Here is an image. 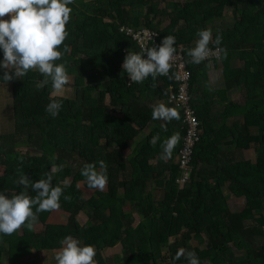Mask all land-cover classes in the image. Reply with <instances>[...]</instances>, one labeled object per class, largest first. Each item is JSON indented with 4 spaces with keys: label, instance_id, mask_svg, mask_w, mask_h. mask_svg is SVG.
<instances>
[{
    "label": "trees",
    "instance_id": "obj_1",
    "mask_svg": "<svg viewBox=\"0 0 264 264\" xmlns=\"http://www.w3.org/2000/svg\"><path fill=\"white\" fill-rule=\"evenodd\" d=\"M68 6L73 11L64 43L70 52L57 63L66 62L74 73V97H53L51 83L37 87L43 80L37 70L7 83L13 112L9 126L0 120V192L10 198L21 191L15 183L20 175L37 182L55 165L53 186L71 200L60 199L63 224L48 223L53 211H46L34 223L43 226L41 232L22 226L10 236L0 234V264H38L40 252L54 253L68 235L93 245L98 264H106L101 252L116 246L122 256L115 264H188L184 257L174 259L181 248L195 252L200 264H264V0L170 1L164 8L155 0H74ZM227 10L233 26L218 28L215 22ZM122 25L158 33L150 47L174 36L176 53L185 57L202 130L186 185L177 184L176 160L186 133L181 111L171 122L151 118L153 101L175 107L167 99L177 82L159 76L127 83L123 50L139 53V48L119 32ZM203 29H211L210 48L226 50L214 62L223 72L222 89L210 84L211 63L193 64L187 55ZM74 56L92 65L78 66ZM234 90H241L244 104L232 100ZM53 100L62 105L56 118L45 110ZM177 132L180 141L171 159H162L161 143ZM157 134L153 146L149 142ZM20 148L40 153L28 155ZM250 149L254 161L238 158V152ZM101 160L107 165L105 191L90 189L81 175L85 163L99 170ZM79 184L94 194L86 197ZM157 191L159 198L153 196ZM230 196L245 200L241 211L230 213Z\"/></svg>",
    "mask_w": 264,
    "mask_h": 264
},
{
    "label": "clouds",
    "instance_id": "obj_2",
    "mask_svg": "<svg viewBox=\"0 0 264 264\" xmlns=\"http://www.w3.org/2000/svg\"><path fill=\"white\" fill-rule=\"evenodd\" d=\"M73 3L74 0H0V50L3 51L0 68L5 69L0 80L4 85L16 78L21 79L30 70H37L43 76L37 87L44 88L51 83L52 96H60L65 91L71 77L67 72L66 62L57 61L70 52L69 46L64 42L69 35L66 25L73 11L68 5ZM196 35L198 39L195 46L188 50L187 55L191 58V63L200 64L213 54L209 47L213 37L211 29L199 30ZM221 42L222 37L217 36L215 44L220 45ZM175 43V37L167 35L158 47L146 48L142 45L139 53L127 50L122 69L130 82L143 83L149 77L156 80L159 76L173 79L175 74L169 73L174 66L177 51ZM62 45L63 51L59 50ZM217 51H224L226 56V50ZM145 55L147 58H144ZM61 107V103L53 100L45 110L56 118ZM151 118L171 122L173 119L179 120L180 115L177 108L159 103L153 106ZM161 127L167 131L166 124ZM159 140L157 134L149 143L155 146ZM179 141L178 132L164 140L161 143V158L171 159ZM55 171L57 166L53 165L37 182L31 181L26 174L20 175L15 183L21 191L10 194V198L5 192H0V234L10 236L22 226L31 231L39 213L61 207L60 199L64 192L60 186H53L52 173ZM81 175L86 178L90 189H106L107 165L103 160L99 161V170L95 163H85ZM29 190L35 192V195H31ZM64 199L71 200V196H64ZM60 245L56 250V264H98L94 259L97 252L93 245H82L80 240L71 235L64 237ZM181 257L186 258L188 264H200L195 252L181 248L174 259L179 260Z\"/></svg>",
    "mask_w": 264,
    "mask_h": 264
},
{
    "label": "built area",
    "instance_id": "obj_3",
    "mask_svg": "<svg viewBox=\"0 0 264 264\" xmlns=\"http://www.w3.org/2000/svg\"><path fill=\"white\" fill-rule=\"evenodd\" d=\"M119 32L127 38H130L139 48V52L142 51V45L143 47L149 48L158 39V33L147 28L134 29L130 26L122 25L119 27ZM210 49L213 54L205 62L214 64L215 61L220 60L221 51H217L220 48ZM123 53L126 55L127 51L123 50ZM144 58H147L146 55ZM170 73L175 74L179 78L177 79L174 76V81L177 82V89H171L169 91L167 102L181 111L183 129L186 132L183 139V146L177 156V164H179L181 171L180 177L177 178V184L183 186L190 181L191 174L193 173L192 162L194 150L197 142L200 140L202 130L198 116L192 107L190 94L191 72L187 68L186 60L182 52L178 51L175 53L174 66ZM127 83L129 85L132 83L128 76Z\"/></svg>",
    "mask_w": 264,
    "mask_h": 264
},
{
    "label": "rangeland",
    "instance_id": "obj_4",
    "mask_svg": "<svg viewBox=\"0 0 264 264\" xmlns=\"http://www.w3.org/2000/svg\"><path fill=\"white\" fill-rule=\"evenodd\" d=\"M155 1L158 3L159 8H164V6L170 1L183 2V0H155ZM233 23H234L233 13L231 10H227L224 18L217 20L215 22V25L218 28L227 29V28L232 27ZM167 24H168V21H165L163 23V26H166ZM74 61L76 65L81 66L83 68H87L92 65L91 61L89 62L88 60H82L81 58H78L77 56H74ZM0 70L5 71V69L3 68H0ZM67 72L69 76L71 77V82L66 86L65 91L60 96H53V97H65V98L74 97V94H75L74 92V73L70 71L69 69L67 70ZM12 112H13L12 85L11 84H6V85L0 84V120L2 122L1 125L3 127L9 126L10 122H12ZM143 135L144 133H140L139 137H142ZM139 137L135 139L134 143L138 141ZM19 150L22 153H25L28 155H39L40 153L39 151L33 148H20ZM126 153L129 154L130 149ZM242 156L244 158L246 157L249 160L254 161L256 159V152L254 149L250 151L241 152V156H238V158L241 159ZM79 187L84 191L86 197L93 195L95 190H98V189L87 190L81 184H79ZM153 196H155V198H159L160 191H157L156 193H154ZM228 204H229V208L231 211V212L229 211L230 213L239 212L244 208L245 200L244 199L237 200L234 196H230ZM62 214H63L62 211L54 210L48 220V223L63 224ZM227 215L228 214H225L224 217L227 218ZM78 219L82 224L86 221V217L84 216L83 213L79 215ZM42 228L43 226L41 224L34 226V229L37 232H41ZM55 255H56V251L54 253L40 252L36 258V261L38 264H56ZM101 256L105 260L106 264L119 263L120 258L122 256L121 246H116L112 249H105L101 252ZM154 262H156V260H154Z\"/></svg>",
    "mask_w": 264,
    "mask_h": 264
},
{
    "label": "crops",
    "instance_id": "obj_5",
    "mask_svg": "<svg viewBox=\"0 0 264 264\" xmlns=\"http://www.w3.org/2000/svg\"><path fill=\"white\" fill-rule=\"evenodd\" d=\"M211 69L209 70L208 72V77H209V80H210V84L212 87L216 88V89H222L224 87V78H223V72H222V69L219 68V67H216L214 64H211ZM231 98L233 101H235L236 103H239V104H244V96L241 92V90H234L232 93H231ZM161 103V101H153L152 104L153 105H157ZM221 106L216 104V112L218 111V109H220ZM237 119H241V118H237ZM232 121V120H231ZM149 132V129L145 130L143 133L144 135L142 137H139L138 140H142L146 134H148ZM252 150V149H250ZM250 150H245V151H250ZM243 151V152H245ZM238 156H241V152H238L237 154ZM241 159H246V160H249L248 158H244L243 156L241 157ZM177 161V160H176Z\"/></svg>",
    "mask_w": 264,
    "mask_h": 264
}]
</instances>
